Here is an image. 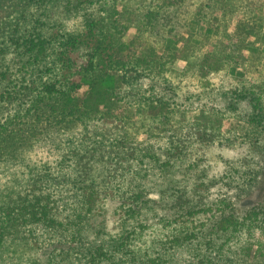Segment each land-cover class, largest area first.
I'll list each match as a JSON object with an SVG mask.
<instances>
[{
    "label": "trees",
    "instance_id": "1",
    "mask_svg": "<svg viewBox=\"0 0 264 264\" xmlns=\"http://www.w3.org/2000/svg\"><path fill=\"white\" fill-rule=\"evenodd\" d=\"M63 8L65 18L79 17L76 28L56 15ZM158 10L148 14L152 22L137 24L120 0H0V264H264V163L242 161L234 167H244L238 183L226 186L233 196L217 194L215 181L186 165L182 139L171 129L178 124L184 141L199 140L181 132L184 124L197 133L186 117H153L146 104L122 134L92 124L116 105L107 88L118 61L105 58L103 40L108 51L113 41V57L143 43L151 57L181 44ZM114 12L126 14L128 24ZM83 50L91 51L85 66ZM258 66L256 78L223 84L233 110L215 122L232 128L245 121L264 137ZM65 166L78 197L63 213L42 185ZM110 198L117 201L111 209Z\"/></svg>",
    "mask_w": 264,
    "mask_h": 264
},
{
    "label": "rangeland",
    "instance_id": "2",
    "mask_svg": "<svg viewBox=\"0 0 264 264\" xmlns=\"http://www.w3.org/2000/svg\"><path fill=\"white\" fill-rule=\"evenodd\" d=\"M120 1L129 7L134 17L131 22L137 24L148 20V14L160 8L158 15L162 17L165 25L175 29L172 34L177 35L181 44L170 43L162 55L157 53L158 55L151 57L150 54L142 52L147 46L143 43L144 49L141 46L138 49L131 46L113 57V41L108 40V51L103 40L101 49H107L103 54L105 58L110 55L118 61L111 65L115 69V72H111L116 75V80L107 88L109 97L116 105L106 110L101 118H96L92 122L93 126L104 130L108 128L106 132L122 134L131 118H134L135 110L139 113L146 108V104L150 106L145 111L150 109L153 117L164 113L170 121H185L186 117L187 126L195 125L197 133L195 129H188L184 124L181 132L195 134L199 140L186 142L183 140L185 135L180 136L178 124L171 127L182 139L181 143L186 151V165L194 168L192 172L199 169L205 178L215 181L213 193L223 194L225 191V194L233 196V188L230 192L226 190V186L229 189V186L233 187L234 183H238L236 174L244 169L241 166L234 171V167H239L242 161L247 163L246 166L252 167L263 164L264 155L260 148L264 146V137H259L245 121L234 120V127L229 128L225 122L217 124L215 120L229 117L233 110L227 108L221 95L223 84L229 83L230 87H234L238 78H256L258 65L264 67V4L259 5L258 0ZM102 5H105L104 9L107 11L106 4ZM62 11L57 10L58 18H65L63 13L67 11L64 8ZM67 15L63 19L64 27L76 28L79 17L75 14ZM125 16L124 13L119 15L114 12L113 18L118 23L127 25ZM153 20L154 16L150 14L148 22ZM90 54L89 50L81 52L82 66L88 64ZM232 54L237 56L235 60L229 57ZM229 63H233L236 69L233 74V66L228 72ZM106 64L109 65L108 60ZM254 81L259 83L261 80ZM216 84L220 85V89ZM263 92L264 90L260 91V94L264 95ZM230 119L233 117L230 116ZM206 127H210L209 132L204 134L201 131ZM163 144L162 141L155 147L158 149ZM57 157L59 155L55 158ZM64 173L55 178L49 176L46 179L50 178L51 182L42 185L52 197L59 199L63 213L76 207L78 197L76 188L67 182L71 178L67 166ZM53 174L55 176L57 173ZM116 202L115 198H110L107 202L108 208L114 207ZM34 233L45 235L41 231ZM43 248L45 244L42 243Z\"/></svg>",
    "mask_w": 264,
    "mask_h": 264
}]
</instances>
